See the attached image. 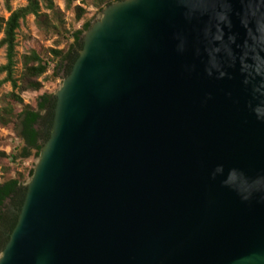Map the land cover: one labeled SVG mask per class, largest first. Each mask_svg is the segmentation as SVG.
I'll return each instance as SVG.
<instances>
[{
    "label": "water",
    "instance_id": "water-1",
    "mask_svg": "<svg viewBox=\"0 0 264 264\" xmlns=\"http://www.w3.org/2000/svg\"><path fill=\"white\" fill-rule=\"evenodd\" d=\"M0 264H264V0L102 9Z\"/></svg>",
    "mask_w": 264,
    "mask_h": 264
},
{
    "label": "trees",
    "instance_id": "trees-1",
    "mask_svg": "<svg viewBox=\"0 0 264 264\" xmlns=\"http://www.w3.org/2000/svg\"><path fill=\"white\" fill-rule=\"evenodd\" d=\"M10 15L4 18L0 15V31L4 37L0 45L6 49L7 61L0 66V74L5 73V78L0 81V87L10 82L12 90L0 95V126L12 127L19 140L24 144L18 154L11 153L6 156L0 152V157L7 158L10 163L16 164L18 159L38 158L44 143L50 137L55 116L56 97L53 92L44 91L42 77L51 73L54 77L63 79L68 76L76 62L80 51L83 49V34L91 26L88 18L89 11L82 4L88 3L97 11H102L106 6L123 0H66V7L72 9L76 22H82L79 28L66 27L64 12L56 6L54 0H27L25 6L12 9V0H3ZM46 10L45 12L43 11ZM28 15H34L39 28L46 34H55L66 44L62 49L48 48L31 49L22 56V72L20 77L15 76L17 65V31L22 20ZM48 76V75H47ZM27 92L38 93L36 104H27L23 94ZM5 173L9 170L4 169ZM33 169L26 175L7 177L0 182V254L10 239L14 230L19 212L23 206L27 186L25 179L32 177ZM15 210V211H14Z\"/></svg>",
    "mask_w": 264,
    "mask_h": 264
},
{
    "label": "rangeland",
    "instance_id": "rangeland-1",
    "mask_svg": "<svg viewBox=\"0 0 264 264\" xmlns=\"http://www.w3.org/2000/svg\"><path fill=\"white\" fill-rule=\"evenodd\" d=\"M56 6H58L64 12V19L66 21V27L70 28L74 26L79 28L82 22H76L74 12L72 9L66 7V0H54ZM12 9L15 10L19 7L25 6L27 0H12ZM80 4V0H77L73 6ZM82 6L89 11L88 18L92 21L102 14V11H97L93 6L88 3L82 4ZM45 12L46 10L43 9ZM0 15L4 18H8L10 13L4 5V1L0 0ZM91 21V22H92ZM4 37L2 31H0V41ZM60 39L55 34H46L42 31L36 23L34 15H28L25 20L21 21L20 28L17 31V65L15 76L18 78L22 72V56L28 53L31 49H41L43 52L48 48L62 49L66 42H59ZM7 61L6 49L0 45V66L4 65ZM48 75V76H47ZM5 78V73L0 74V81ZM44 83V91L56 93L62 86L64 79L62 77L56 78L51 73L42 77ZM12 90L10 82L4 83L0 87V95L8 93ZM38 93L27 92L23 94V100L27 104L35 105ZM23 143L17 137V134L12 127L0 126V152L6 154L11 153L18 154ZM39 158L35 156L29 159H18L16 164L10 163L5 157H0V182L4 181L7 177L18 176L19 173L26 175L29 169H33ZM8 169L9 172L5 173L4 169ZM30 181V177L25 179V185Z\"/></svg>",
    "mask_w": 264,
    "mask_h": 264
},
{
    "label": "flooded vegetation",
    "instance_id": "flooded-vegetation-1",
    "mask_svg": "<svg viewBox=\"0 0 264 264\" xmlns=\"http://www.w3.org/2000/svg\"><path fill=\"white\" fill-rule=\"evenodd\" d=\"M15 211V210H14Z\"/></svg>",
    "mask_w": 264,
    "mask_h": 264
}]
</instances>
